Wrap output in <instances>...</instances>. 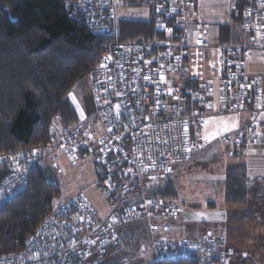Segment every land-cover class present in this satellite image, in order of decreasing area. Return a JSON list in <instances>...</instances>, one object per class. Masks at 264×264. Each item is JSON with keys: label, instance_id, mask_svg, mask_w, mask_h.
Segmentation results:
<instances>
[{"label": "built area", "instance_id": "built-area-1", "mask_svg": "<svg viewBox=\"0 0 264 264\" xmlns=\"http://www.w3.org/2000/svg\"><path fill=\"white\" fill-rule=\"evenodd\" d=\"M63 2L71 12H82L90 30L115 35L116 1ZM196 4L152 0L148 18L168 26L165 36L116 43L102 53L90 73L95 105L88 119L53 124L47 142L0 155V208L25 191L32 170L57 151L71 160L94 156L97 184L109 199L101 216L82 193L54 205L24 248L0 252V264H101L108 248L120 243V229L140 221L148 223L156 262L197 255L198 264H229L234 250L224 227L214 224L205 236L172 240L167 233L181 211L178 202L149 197L144 188L146 179L163 177L203 147L200 131L213 117L249 115L224 142L238 149L264 145L257 121L264 115V76L248 70L250 59H264V0H230L243 38L217 42V77L193 87L186 85L192 49L217 45L193 37ZM246 184L264 186V174L248 175Z\"/></svg>", "mask_w": 264, "mask_h": 264}, {"label": "trees", "instance_id": "trees-1", "mask_svg": "<svg viewBox=\"0 0 264 264\" xmlns=\"http://www.w3.org/2000/svg\"><path fill=\"white\" fill-rule=\"evenodd\" d=\"M108 1H116L117 10L125 6L149 12L152 0ZM115 27V35L90 30L82 12H71L63 0H0V155L47 142L53 124L67 127L76 123L78 113L69 93L90 76L102 53L116 43L163 38L168 26H159L148 16H117ZM231 28L229 24L222 26L226 33ZM224 37L222 31L218 41L232 43V38ZM199 81L191 77L186 85L195 87ZM43 167L34 168L26 190L0 208V252L24 248L28 236L51 213L61 195L56 169ZM248 175L236 167L229 172L226 202L247 200ZM147 185L145 195L177 201V191L169 180ZM167 236L179 240L170 232ZM120 239L119 244L108 248L101 264H126L148 248L149 264H198L197 255L156 262L147 221L123 226Z\"/></svg>", "mask_w": 264, "mask_h": 264}, {"label": "rangeland", "instance_id": "rangeland-1", "mask_svg": "<svg viewBox=\"0 0 264 264\" xmlns=\"http://www.w3.org/2000/svg\"><path fill=\"white\" fill-rule=\"evenodd\" d=\"M205 1L207 6L204 16L201 17L204 22L202 24L205 29L215 26L217 32L219 23L210 24V22L229 21L231 16L228 4L226 0ZM117 16L146 18L148 11L145 8L123 6L118 8ZM204 36L212 44L216 43L217 45L210 47L211 49L208 48V51L205 50L206 48L194 49L190 54L189 71L197 76H203L207 71L219 67L218 35L212 32ZM251 65L253 66L252 72L264 76V59L253 58L248 63L249 69ZM69 99L74 103L78 118L83 122L86 121L93 113L95 105L92 81L89 75L75 85L69 93ZM81 110L84 119H81ZM246 118L247 116L243 119L236 114L210 119L200 131L203 147L188 160L175 165L156 182L146 179L147 182H145L144 187L149 183L156 186L161 181L165 183L169 180L177 191L176 197L182 211L177 216L181 213L186 215L187 212V216L191 220L194 219L193 216H197L196 219L201 218L199 221H202L203 231H207L209 227L214 225L212 222H216L213 214L207 211L224 208L227 217L223 223L226 225L228 239L236 248L234 253L237 255V261L234 264H264V187L262 185L248 186L246 201L237 203L226 202L225 200L228 174L233 168L236 167L249 173L256 171L260 172L257 174H264V147L255 145L257 148L244 146L238 149L230 147L224 142L227 133L236 129L241 123L243 126L248 122V118ZM243 121L247 122L243 124ZM234 123L237 127L231 128ZM225 125L230 128V131H223ZM216 131H219L220 134L214 139L207 141L204 139L205 135H211ZM43 164V170L47 166L57 168L56 181L60 185L61 195L55 200L54 205L66 201L67 198L75 194L82 193L97 208L100 216L106 214L109 199L105 196L104 190L97 184L99 177L96 172L94 156L70 160L59 154V159L53 163L49 162V158H47ZM148 246H150V241ZM133 257L134 259L126 264H149L148 261L151 259L150 248L138 252Z\"/></svg>", "mask_w": 264, "mask_h": 264}, {"label": "crops", "instance_id": "crops-1", "mask_svg": "<svg viewBox=\"0 0 264 264\" xmlns=\"http://www.w3.org/2000/svg\"><path fill=\"white\" fill-rule=\"evenodd\" d=\"M226 2L228 4L229 14L231 16L230 17L231 19L229 21L228 20L227 21L224 20V22H222V21L210 22V24H215V23L218 24L219 23V25H218V31L216 32L215 31V26H213V27L211 26L210 29H205L204 28V25H203L204 22L201 20V17L204 16L205 8H206L207 5H206V1L205 0H197L196 8L194 10V21L195 22H194V24L192 26L193 37H199V36L205 37L204 36L205 34H209V33L211 34L213 32V33H215V34L218 35V38H222V31H223L224 36H225L224 38H233V40H232L233 43H239V41L243 38V36L241 35L238 26L236 24H234L233 17L231 15L230 0H226ZM226 24H229L232 27L231 30H230V32L228 31L229 32V35H228V32L226 33V30H222V26L223 25H226ZM208 48L209 47H207L205 50L208 51ZM194 49H201V48L200 47H196V48H193L192 51ZM209 49H211V48H209ZM191 54H192V52H191ZM190 56L188 58V65L190 63ZM254 58H258L259 59L258 56L254 57ZM252 59H250V61ZM252 68H253V66L251 65L250 66V69L248 68V70L250 72H252L251 71ZM188 69H189V67H188ZM218 70H219V68L217 67V68H215V69H213L211 71H207V73H205L203 76H197L195 74H192L188 70V75L191 76V77H194V78H198L200 80L207 79V78H216L217 77V74H218ZM246 116L248 118V119L246 118L247 121H249L250 120V117L247 114H240V117H242L243 119ZM257 121L259 123L261 122V126H263L262 128L264 130V115H260L258 117ZM246 122L243 121V124L246 123ZM241 125H242V123L237 128H239ZM236 129H234V130H236ZM234 130H232V131H234ZM232 131H230V132H232ZM255 145H257V144L250 143V144H247L246 147H248V148L256 147L257 148V146H255ZM260 147H264V145H260ZM57 153L58 154H57L56 157H50L49 158V162L53 163L54 161H56L57 159H59V154H62L63 156H65L61 151H57ZM257 173H260V172H256L255 171L254 173H249V174H257ZM69 198H67L66 200H68ZM207 212L213 214V218L216 220V222H212V223L218 224L221 227L226 228L225 227L226 225H224L225 223H223L226 220V217H227L224 208H221V209L218 208V209H215L213 211H207ZM193 215H196V214H193ZM193 217H194V219L191 220L190 217L187 216V212H186V215H183L181 213L179 216L173 218V220L170 222V236L172 238H175V239H180V238L186 237V236H190V237H202V236H205V235L209 234L211 227H209V229L207 231H203L204 229L201 226V222L202 221H199L201 218L198 217L199 219H196L195 217H197V216H193ZM219 222H221L223 224H221ZM200 234H204V235L201 236ZM228 240H229L228 241L229 242L228 243V247L231 248V249H233L235 251L236 248L231 243L230 239H228ZM236 257H237V255H235V253H234L233 258L229 261V264H234V262L237 261V258Z\"/></svg>", "mask_w": 264, "mask_h": 264}, {"label": "snow or ice", "instance_id": "snow-or-ice-1", "mask_svg": "<svg viewBox=\"0 0 264 264\" xmlns=\"http://www.w3.org/2000/svg\"><path fill=\"white\" fill-rule=\"evenodd\" d=\"M169 31H171V30H169ZM110 58V57H109ZM147 78V77H146ZM161 79L163 80L164 79V77H163V75H161ZM171 91V90H170ZM116 108H117V110L119 109V105H117L116 106ZM81 119H84V114H83V111L81 110ZM208 122L207 121H205V124H207ZM235 127H237V125L234 123V124H232L231 125V128H235ZM223 131H225V132H227V131H230V128L227 126V125H225V127L223 128ZM220 134V132L219 131H216V132H213L211 135H205L204 136V139L207 141V140H210V139H214L215 138V136H217V135H219ZM34 151H36V150H34ZM13 159H15L14 157H13Z\"/></svg>", "mask_w": 264, "mask_h": 264}]
</instances>
